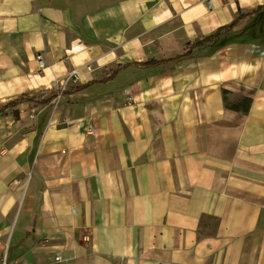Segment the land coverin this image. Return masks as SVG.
<instances>
[{
	"label": "crops",
	"instance_id": "1",
	"mask_svg": "<svg viewBox=\"0 0 264 264\" xmlns=\"http://www.w3.org/2000/svg\"><path fill=\"white\" fill-rule=\"evenodd\" d=\"M23 95L0 114V252L264 264V0H0V108Z\"/></svg>",
	"mask_w": 264,
	"mask_h": 264
},
{
	"label": "rangeland",
	"instance_id": "2",
	"mask_svg": "<svg viewBox=\"0 0 264 264\" xmlns=\"http://www.w3.org/2000/svg\"><path fill=\"white\" fill-rule=\"evenodd\" d=\"M70 74H71V72H70ZM73 81H74V77L69 79V76H68L64 80V82L61 84L60 88L57 91H55L53 94H51L49 96H46V95L45 96L44 95L40 96L38 102L40 104L44 105L43 102H45V101H47L48 103L51 100H53V99L58 101L57 100L58 99V91L63 87V85L66 84V82H67V86H66L67 91H66L65 94L72 93L71 90H73V89H76V91H77L78 90L77 88H71V84L73 83ZM27 97L30 98L29 96H27ZM31 99L33 100L31 102H36L37 101L35 98L34 99L31 98ZM237 101H239V100H236L234 102L236 103ZM47 102H46V104H47ZM135 102H136L135 99L133 97H131V96L127 97V99L124 100V104H127V105H132ZM210 224L213 226L214 222L211 221ZM4 252H5L4 250H2V252H0V260H1L2 256H3ZM22 256L23 255H21V256L18 255V257H13V254H12V251H11V259L14 260L15 262L25 263V261L22 260ZM56 257H57V254L54 253V254H52V257H48V258L47 257L46 258L39 257V258H36L35 260L29 262V264H123V261H121L120 259H113L110 262H105L103 259H100V258L88 259L86 257L79 258V259L69 258L68 260H66V262L56 263V261H55Z\"/></svg>",
	"mask_w": 264,
	"mask_h": 264
},
{
	"label": "trees",
	"instance_id": "3",
	"mask_svg": "<svg viewBox=\"0 0 264 264\" xmlns=\"http://www.w3.org/2000/svg\"><path fill=\"white\" fill-rule=\"evenodd\" d=\"M244 18V16H241L238 20H236L230 27L234 28L240 20H242ZM227 27L219 29L217 31V33L215 35L209 36L205 41L203 42H199L197 44H194L191 48H196V47H201L203 46V44L205 42H209L215 38H218L221 33L226 30ZM147 65H157V62H149ZM117 75V71L113 72L111 74V76L109 77L108 80H111L113 77H115ZM76 89L71 90V92H75ZM228 92L224 91V101L226 104V107L230 110L236 111V112H241L243 114H248L252 105H253V101L250 98H241L239 99V101H237L236 103H230L228 100ZM33 101L31 98H28L26 95H23L21 98L11 101L10 103H8L6 106L1 107L0 108V114H5L8 110L15 108L19 105L25 104L26 102H31ZM47 101L43 102L44 104H46ZM48 103V102H47Z\"/></svg>",
	"mask_w": 264,
	"mask_h": 264
},
{
	"label": "built area",
	"instance_id": "4",
	"mask_svg": "<svg viewBox=\"0 0 264 264\" xmlns=\"http://www.w3.org/2000/svg\"><path fill=\"white\" fill-rule=\"evenodd\" d=\"M209 5L211 7V3ZM219 60H220V69L222 71V74H223L224 78L233 79V77H232V75H233L232 74V68L230 67V64H229L228 59L227 58H221L220 57ZM39 66L41 67V69L44 68V62H43V60H40L39 61ZM75 75H76V72L75 71L71 72V74L69 75V79L72 78V77H74ZM66 86H67V82L58 91V98H61L66 93V91H67ZM7 252H8V249H6V251L4 252V254H3V256H2V258L0 260V264H29V263H18V262H15L14 260H11V258L9 257V255H8ZM55 261H56V263L66 262V260H64L61 255H58L55 258Z\"/></svg>",
	"mask_w": 264,
	"mask_h": 264
},
{
	"label": "bare ground",
	"instance_id": "5",
	"mask_svg": "<svg viewBox=\"0 0 264 264\" xmlns=\"http://www.w3.org/2000/svg\"><path fill=\"white\" fill-rule=\"evenodd\" d=\"M26 89H25V86L22 85V86H19L15 89H11V90H8L7 92H5V94L8 96V95H11V94H18V93H22L24 92Z\"/></svg>",
	"mask_w": 264,
	"mask_h": 264
}]
</instances>
